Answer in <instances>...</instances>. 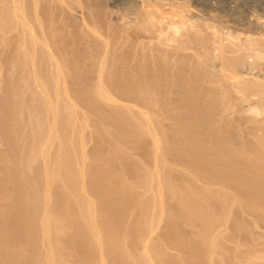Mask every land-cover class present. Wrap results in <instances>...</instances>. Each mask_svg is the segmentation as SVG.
Here are the masks:
<instances>
[{
    "label": "bare ground",
    "instance_id": "1",
    "mask_svg": "<svg viewBox=\"0 0 264 264\" xmlns=\"http://www.w3.org/2000/svg\"><path fill=\"white\" fill-rule=\"evenodd\" d=\"M103 2L0 0V264H264L263 37Z\"/></svg>",
    "mask_w": 264,
    "mask_h": 264
},
{
    "label": "rangeland",
    "instance_id": "2",
    "mask_svg": "<svg viewBox=\"0 0 264 264\" xmlns=\"http://www.w3.org/2000/svg\"><path fill=\"white\" fill-rule=\"evenodd\" d=\"M103 1H104L103 8L105 12L108 10L107 13L110 14L112 13L111 14L112 18L114 15H115L114 18H116V16L122 17V15L128 11L127 6L125 5L126 0H103ZM162 1L164 5H166V7L163 6L164 8L168 9V7L171 6L174 12H179V10H183L184 8H185L184 10L186 9L189 10L186 13V16L188 14L187 18L190 19L189 21L193 23L194 28L197 29V32L195 31V33L199 34V36L204 35L202 33H199L200 30L201 32H205V36L206 33L208 34L209 32L208 35H210L213 32L214 34L212 33L210 36L213 35V37L216 38V36L218 35L216 38L218 39V42L219 40H221L220 38L222 37V41L225 40L224 42L226 44L229 42L228 38H230V40L234 39L237 42L235 44H240L239 42H243L244 36L246 37L249 36V38L253 37L252 39H258L259 36H261L264 39V4H263L264 1L263 0H160V3ZM168 3L170 6L168 5ZM180 7L182 9H180ZM129 13L130 14L128 13L124 14V16L127 15L129 18H131L133 15L132 11H130ZM114 18L112 20H114ZM252 18L253 20H251ZM204 27H206L208 30L205 29ZM194 28L193 30H196ZM206 30L208 32H206ZM163 32L165 33L163 35H165V38L167 39L170 36L169 35L170 30L163 29ZM219 36L221 37L219 38ZM241 38H243V41ZM169 40L171 42V39ZM215 42H217V40ZM220 43L224 44L221 41ZM190 50L192 49L190 48ZM188 51L187 53H189ZM191 54L193 55V51H191ZM1 63H0V68H3L4 64ZM1 75L2 72H0V77Z\"/></svg>",
    "mask_w": 264,
    "mask_h": 264
}]
</instances>
